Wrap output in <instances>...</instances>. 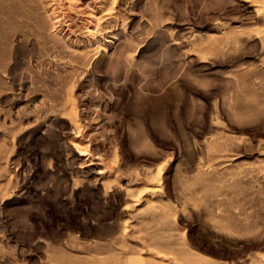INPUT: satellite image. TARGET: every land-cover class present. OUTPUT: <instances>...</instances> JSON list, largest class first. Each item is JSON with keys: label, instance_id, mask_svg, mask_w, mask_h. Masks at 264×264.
<instances>
[{"label": "rangeland", "instance_id": "1", "mask_svg": "<svg viewBox=\"0 0 264 264\" xmlns=\"http://www.w3.org/2000/svg\"><path fill=\"white\" fill-rule=\"evenodd\" d=\"M0 264H264V0H0Z\"/></svg>", "mask_w": 264, "mask_h": 264}, {"label": "crops", "instance_id": "2", "mask_svg": "<svg viewBox=\"0 0 264 264\" xmlns=\"http://www.w3.org/2000/svg\"><path fill=\"white\" fill-rule=\"evenodd\" d=\"M6 33L13 34L14 33L13 26H8Z\"/></svg>", "mask_w": 264, "mask_h": 264}]
</instances>
